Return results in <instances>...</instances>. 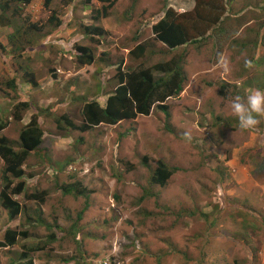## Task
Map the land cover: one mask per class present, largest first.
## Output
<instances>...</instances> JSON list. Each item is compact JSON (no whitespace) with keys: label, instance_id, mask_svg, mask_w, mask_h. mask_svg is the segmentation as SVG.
Wrapping results in <instances>:
<instances>
[{"label":"rangeland","instance_id":"rangeland-1","mask_svg":"<svg viewBox=\"0 0 264 264\" xmlns=\"http://www.w3.org/2000/svg\"><path fill=\"white\" fill-rule=\"evenodd\" d=\"M7 1L4 11L0 8L5 46L0 121H7L1 134L16 145L22 121L11 119L12 94L34 105L47 99L50 107L38 111L46 131L40 151L22 165L26 191L45 190L44 202L20 194L23 212L13 220L0 207V237L8 226L26 232L0 250V264H23L22 252L33 264H264V208L260 215L247 207L264 189V117L255 129L242 131L230 110L235 96L247 95L245 89L259 85L264 90V0H222L225 25L217 48L211 38L201 37L174 49L154 39L150 25L168 5L188 11L194 0H52L48 6L43 0ZM105 6L113 9L102 21L109 30L95 35L100 45L92 52L94 62L81 66L74 60V42L89 45V38L80 35L90 36L96 12L103 14ZM136 15L133 25L124 26L118 18L134 22ZM58 18L61 25L52 37L49 30ZM238 25L244 36V31L237 34ZM12 31L17 34L13 42ZM138 42L145 44L140 57L130 54ZM181 54L186 75L183 90L165 100L169 118L152 106L147 115L113 125L55 130L57 114H67L76 125L82 122L81 95L103 103L117 84V70L143 66L157 79ZM246 60L252 67H245ZM30 73L40 90L23 94ZM10 80L16 86L6 89ZM238 82L244 88H235ZM52 103L56 110L50 109ZM159 161L177 168L163 186L150 181ZM2 166L0 159V188ZM85 200L88 207L72 228ZM49 223L56 227V240L30 252L28 247L42 245L54 231Z\"/></svg>","mask_w":264,"mask_h":264},{"label":"trees","instance_id":"trees-1","mask_svg":"<svg viewBox=\"0 0 264 264\" xmlns=\"http://www.w3.org/2000/svg\"><path fill=\"white\" fill-rule=\"evenodd\" d=\"M24 1L27 2L29 0ZM50 1L51 0H44V4L47 6ZM72 1L73 0H70L69 2ZM89 1L90 0H85V3ZM196 1L197 4L193 8L194 12L179 13L167 9L164 17L151 26L154 38L166 44L168 48H175L187 43L191 40V37L203 35L215 24L221 22L225 11L222 0H220V2L216 0ZM8 5L9 2L7 0L2 4L0 3L1 10L4 11ZM109 6H111V4ZM109 6L103 7V15H107L110 12ZM128 10L129 9H127V11ZM101 16L102 14L97 10L94 19L98 20ZM52 18L53 16L50 17V19ZM48 22L51 23V21ZM59 23L60 21L58 20V24ZM16 35V32H10L8 35V38L10 37L9 40L13 42ZM144 45L143 43L138 44L131 50L130 54L136 57L142 56L145 49ZM1 49L5 52V46L0 42V52ZM77 59L81 63H89L91 58H87V55H81ZM182 59L183 58L178 57L170 67L164 68L163 71H161L164 73L163 76L157 79L153 78L152 69L143 66L124 72L118 71L116 74L117 85L114 91L107 96L104 107L96 100L88 101L84 103L82 107L83 120L79 125H76L67 115H62L54 119L56 127L59 129L66 128L67 130L79 129L81 131H87L91 129V127L102 122L115 124L122 119H134L138 115H147L153 105L169 117L170 113L164 101L169 97L177 96L183 89L185 73L182 69ZM26 79L33 86L38 85L32 73L29 74V79L27 77ZM15 86L14 80L5 82L6 89L7 87L14 88ZM5 90L2 89L1 91L5 96H8L10 92L7 93L8 91L6 90L7 92H5ZM11 96L10 99L13 101L16 100V103L13 106V112L10 116L14 121L20 122L24 111L30 107V103L25 99L19 100V98L17 96L15 97V95L13 96V94ZM38 116V112L33 114L30 121L26 125L21 126L16 145H14L13 139L5 134H1V131L6 127L7 121H0V159L3 162L1 169L3 185L0 188V207L6 211L8 220L15 219L23 212L24 206L17 197L20 194H23L25 199H35L39 202H44L45 190L33 192L26 191L25 182L23 180L24 168L22 167L30 154L40 151V145L43 143V139L46 135V131L41 126ZM62 118H64L65 124L63 128ZM175 170H177L176 167L170 168L164 162L159 161L157 166L153 168L150 181L153 184L163 186ZM13 179H18L19 182L13 184ZM64 191L69 193L72 189L66 188ZM141 197L143 198V196ZM243 205L246 206L245 204ZM87 207L88 203L87 200H85L84 206L78 212L72 228H77L76 222L81 219ZM46 226L47 228L52 227L54 231L47 235L42 245L37 244L28 247L27 249L30 250V252L43 251V248L53 240H56L58 235L55 229L56 227L51 226L50 223ZM18 236L26 237V232L8 226L0 237V249L13 246ZM19 257L24 259L23 264H33L28 254L22 252ZM64 261L67 262L69 260L66 258Z\"/></svg>","mask_w":264,"mask_h":264},{"label":"clouds","instance_id":"clouds-1","mask_svg":"<svg viewBox=\"0 0 264 264\" xmlns=\"http://www.w3.org/2000/svg\"><path fill=\"white\" fill-rule=\"evenodd\" d=\"M31 1H33V0H29V1H27V2H25L24 0H23V2L24 3H27V4H29V3H31ZM52 1V0H51ZM50 1V2H51ZM50 2H49V4H50ZM43 4H44V0H43ZM48 4V5H49ZM196 4H197V1L196 0H194V2H193V7H195L196 6ZM47 5V6H48ZM44 6H46L45 4H44ZM167 9H171L172 11H176V12H179V13H185V12H191V11H193V8L191 9V10H185V11H180V10H176V9H174L173 8V6L172 5H168L167 7H166V10ZM166 10H164V12L162 13V15H160L158 18H157V21L159 20V19H161L162 17H164V14H165V11ZM113 13V9H111L110 8V12L107 14V15H103L102 14V16L100 17V19H98V20H95V26L96 27H94V29L92 30V32H91V34H90V36H88L87 35V33H85V31H84V33H82V35H80V37H88L89 38V45L88 44H81V43H76L77 42V40L74 42V46H73V51H74V60H75V62L76 63H78L79 65H81V66H84V65H87V64H91V63H93L94 62V57H93V53L92 52H95V50H97V47H99V45L100 44H98L99 43V40L98 39H96L95 37H97V36H95V35H99V34H101V29L103 30V31H108L109 30V28L107 27V28H105V26H104V24L102 23V21H103V19L105 18V17H103V16H106V17H108V16H110L111 14ZM115 13V12H114ZM139 17L140 16H138V15H136L135 17H134V22H129L128 20H126L125 18H124V16L122 17V16H119L118 18H120V20H122V21H124L125 23H124V26H126L127 24H134V23H137V21L139 20ZM58 20H59V18H58ZM58 20H56L55 21V24H52L53 25V28H52V30H49V32H50V35L52 36V37H54L55 35H57V28H59L60 27V25H61V22L58 24ZM93 20V21H94ZM157 21H154V22H152L151 23V25H150V33H151V35H152V37H154V34H153V32H152V28H151V26L154 24V23H156ZM141 23L140 24H138L137 25V27H136V33H135V35H136V37H137V35L139 34V30L141 29ZM222 25H225V22H223V18L221 19V22H219V23H217V24H215L212 28H210L209 29V31H207L206 33H204L203 35H199V36H196V37H191V40H189L188 42H197L196 41V39L197 38H201V37H205V38H207V37H209V38H211V41H210V45L211 44H215V39H214V34L212 35V33L214 32V30L215 29H222ZM123 26V27H124ZM106 29V30H105ZM98 30V31H97ZM48 35V34H47ZM212 35V36H211ZM97 38H99V37H97ZM78 39V38H77ZM155 39V38H154ZM46 41H47V37H44V40H43V43L45 44L46 43ZM101 41V43H102V40H100ZM158 41V40H157ZM95 42V43H94ZM159 42H161V41H159ZM188 42L187 43H185V44H182V45H180V46H185V45H187L188 44ZM76 43V44H75ZM140 43H143V42H138V44H140ZM162 44H164L163 42H161ZM137 44V45H138ZM144 44V43H143ZM78 47H77V46ZM165 46H167L166 44H164ZM259 45V43L256 45V48H257V50H258V53H261V50H260V46H258ZM168 47V46H167ZM177 47H179V46H177ZM177 47H175V48H177ZM39 49V48H38ZM169 49H174V48H169ZM263 49H264V47H263ZM40 50V49H39ZM131 51V50H130ZM255 51V50H254ZM69 54H70V52H68ZM96 53V52H95ZM81 55H84V56H86L87 55V58H91L90 59V61H89V63H81L80 61H78V57L79 56H81ZM179 57H181V58H183L182 57V54L179 56ZM263 58H264V56H263ZM182 64H183V67H182V69H183V71H184V73H185V69H184V59H182ZM226 66V65H225ZM245 67H248V68H250V67H252V62L251 61H248V60H246L245 61ZM118 71H121V70H117V72ZM125 71V70H124ZM124 71H121V72H124ZM186 75V74H185ZM22 75H20V77H21ZM13 79V78H12ZM50 79V78H49ZM26 83L28 84V86H29V88L28 89H26V90H23V94L24 93H26V94H28V90L30 89L31 91H30V93L34 90L35 92L36 91H39L40 90V85H41V83L39 82V84L38 85H35V86H33L30 82H28V81H26ZM47 83H50V82H48L47 81ZM229 83V82H228ZM117 85V84H116ZM115 88V87H114ZM183 90V89H182ZM114 91V89L113 90H111L110 92H107V93H105L104 94V96H105V98L103 99V103H100V101L98 100V99H96V98H93V97H89V96H83V95H81V97H82V99L84 100V101H82V103H81V112H80V114H81V119L83 120V116H82V107H83V105H84V103H86V102H88V101H91V100H96L102 107H104L105 106V102H106V100H107V96L109 95V94H111L112 92ZM35 95V94H34ZM31 97H33V93H32V96ZM170 98V97H169ZM25 100H28L29 101V103H30V107H28L25 111H24V113H23V115H22V118H21V120H20V122L22 123V125H26L29 121H30V119H31V116L33 115V114H36L38 111H39V109L41 110V109H46V108H48V107H50V106H48V103H47V99H44V98H40V101H39V104H37V105H34L27 97L26 98H24ZM168 99V98H167ZM164 103H165V101H164ZM44 105H46V106H44ZM167 105V104H166ZM34 106H37V110H36V108L34 107ZM41 106H43V107H41ZM153 107H156V106H154L153 105ZM32 109L33 111L32 112H29L28 111V109ZM55 108V109H54ZM51 110H56L57 109V106H55L54 105V103H52L51 104V108H50ZM230 110H231V114L232 115H234L236 118H237V120H238V124H239V128L242 130V131H244V130H252V129H255L258 125H259V123H260V118H262V117H264V90H260V89H255V90H253V89H248L247 90V95L245 96V97H241V96H239V95H237V96H235L233 99H232V101H231V104H230ZM161 111V110H160ZM162 112V111H161ZM25 113H27V114H29V116H27V115H25ZM39 113V112H38ZM67 113V112H66ZM164 113V112H163ZM170 113V112H169ZM39 115V114H38ZM63 115H67V114H63ZM171 114H169V116H170ZM40 116V115H39ZM38 116V118H39V120H40V117ZM42 116V115H41ZM59 116H62L61 114L60 115H55L54 117H59ZM68 116V115H67ZM139 116V115H138ZM69 117V116H68ZM24 118H26L27 119V121L26 122H24L23 121V119ZM71 120H72V117H69ZM169 118V117H168ZM12 119V118H11ZM135 119V118H134ZM123 120H129V119H122V120H120V121H123ZM263 120H264V118H263ZM120 121H118L117 123H119ZM55 122V121H54ZM74 122V121H73ZM81 123V122H80ZM117 123H115V124H117ZM41 124V123H40ZM62 128L65 126V124H64V118H62ZM100 124H107V123H100ZM100 124H98V125H100ZM109 125H113V124H109ZM95 126H97V125H95ZM55 127H56V123H55ZM94 127V126H93ZM93 127H91V128H93ZM55 130H57V131H67V129L65 128V129H59V128H57L56 127V129ZM90 130V129H89ZM88 131V130H87ZM184 135H185V137H187L188 139H190L191 137H190V133H188V132H185L184 133ZM8 247H10V246H8ZM8 247H3V248H1V249H4V248H8ZM0 249V250H1Z\"/></svg>","mask_w":264,"mask_h":264},{"label":"crops","instance_id":"crops-1","mask_svg":"<svg viewBox=\"0 0 264 264\" xmlns=\"http://www.w3.org/2000/svg\"><path fill=\"white\" fill-rule=\"evenodd\" d=\"M237 28H238V32H237V34L238 33H240L241 31H244V27L242 26V25H238L237 26ZM246 28V27H245ZM222 32V29H215L214 30V38H215V44L213 43V44H211V46H213V47H215V48H217V45H218V40H219V36L222 34L221 33ZM240 35V34H239ZM245 35V31L243 32V36ZM243 36H241L240 35V37H243ZM218 63V61L216 62V64ZM261 69H263V64H262V67H261ZM260 69V71L258 70V72H262V70ZM202 71H208V69H202ZM237 85H240V82H238V83H236V85L234 86L235 88H237ZM240 86H242V85H240ZM243 87V86H242ZM257 89H260V90H262L263 89V86H259V85H256L255 86ZM244 88V87H243ZM238 89V88H237ZM246 91H247V89H245ZM247 93V92H246ZM257 193H258V195L257 194H255V197H254V199H255V203L254 204H250L249 206H247V199H245L244 197H243V199H242V203H244L247 207H249L252 211H256V214L257 213H259L260 215H262V212H263V208H264V203L262 202V200H261V197H263V200H264V189H259V191H256ZM261 201L262 202V204H258L256 201Z\"/></svg>","mask_w":264,"mask_h":264}]
</instances>
